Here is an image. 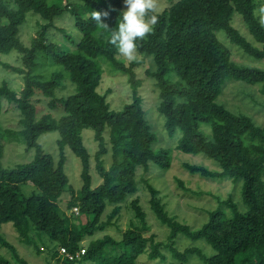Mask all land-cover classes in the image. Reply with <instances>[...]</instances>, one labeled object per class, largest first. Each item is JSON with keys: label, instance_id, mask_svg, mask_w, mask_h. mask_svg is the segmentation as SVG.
Here are the masks:
<instances>
[{"label": "trees", "instance_id": "16d2710c", "mask_svg": "<svg viewBox=\"0 0 264 264\" xmlns=\"http://www.w3.org/2000/svg\"><path fill=\"white\" fill-rule=\"evenodd\" d=\"M167 1L164 10L157 7V24L138 42L137 59L129 62L110 43V33L90 15L108 12L103 22L114 28L125 10L123 0H0V54L16 51L19 61L0 60V65L20 75L23 82L20 91L7 80L0 83V115L3 109L20 113L15 127L0 122V226L13 222L20 240L29 245L34 232L47 233L54 243L50 251L54 264H140L144 256L155 264H264V124L219 100L231 81L259 84L264 94V24L257 11L264 0ZM30 12L43 22L38 21L36 35L26 44L22 29ZM66 16L79 33L68 31ZM40 56L61 70L46 80L36 73ZM102 61L111 77L128 79V85L119 84L132 90L134 100L121 111L108 99L111 88L104 94L98 91L104 80ZM139 69H144V75H139ZM67 77L76 91L58 96ZM145 78L152 84L149 89L158 91L151 106L165 117L164 136L173 139L181 131L178 142L173 139L174 148L155 147L157 135L145 116L150 102L146 105L139 95ZM245 93L257 101L252 91ZM38 94L49 98L53 112L39 117ZM257 103L264 105V101ZM88 129L94 131L99 146L97 175L91 172L92 155L84 142L83 132ZM52 131L59 133L58 160L39 141L41 134ZM5 142L25 144L27 150H35L34 157L5 167ZM66 147L82 161L80 188L70 183L65 171ZM172 149L205 154L217 167L184 163L192 176L243 181L247 210L239 208L233 194H226L215 198L217 207L209 209V219L198 229L170 215L148 173L155 168L168 171ZM108 152L109 167L105 165ZM140 167L144 168L138 174ZM177 181L188 189L180 177ZM27 183L40 192L21 196ZM141 183L151 193L157 222L169 230L164 240L146 235L150 226L138 196ZM65 191L71 194L63 209ZM125 209H133L139 219L131 221L127 230L117 221ZM110 227L122 230L118 238L98 236ZM0 242L18 262L28 264L1 234ZM0 263L10 264L5 259Z\"/></svg>", "mask_w": 264, "mask_h": 264}, {"label": "rangeland", "instance_id": "374dc122", "mask_svg": "<svg viewBox=\"0 0 264 264\" xmlns=\"http://www.w3.org/2000/svg\"><path fill=\"white\" fill-rule=\"evenodd\" d=\"M156 4L158 7V11H162L168 6L169 2L167 0H156ZM67 14L69 13H65V15ZM38 21L43 22L40 15H36L33 12H30L28 14L26 22L27 24L22 29V39L26 44H29L31 38L36 35V32L39 29ZM67 23V27L70 28V30H68L69 32H72L73 34L74 31L76 33H79L74 27L73 20L71 18L67 17ZM59 24L64 25V23L62 22H59ZM17 57L18 56L16 51H12L9 54H0V60L8 62L10 64H19ZM245 60L248 61L247 59ZM38 61L40 64L36 69V73L43 75L46 80L51 78L52 74L55 71L61 70V67L55 65L51 60L44 58V56H40ZM101 63L102 69L104 70V80L98 91L104 94L109 88H111L112 92L109 94L108 99L109 101L111 100L110 102L115 110L121 111L126 104L134 100L132 90H127L119 84L120 81L126 83L128 79L123 76H115V78L113 76L111 77L110 69L108 68V66L105 65L103 61ZM138 73L140 76L144 75V69H139ZM3 80L9 81L11 87L17 91H20V89L23 87V82L20 75L11 73L8 70L2 68L0 65V83ZM128 84L129 83H126V85ZM151 85L152 84L150 83V80L145 78L143 80L142 87L140 88L139 95L142 98V102H146V105L150 102L145 109V116L149 120L153 131L157 135L155 147L158 148L160 146H166L174 148V146L172 145L174 144L173 139L175 143H177L179 137L181 136V131H178L173 139L166 138L167 136H164V132L161 130V128L163 121L165 122V117L161 116L159 112L155 110V107L151 106L155 105V98H158V91L149 89ZM225 86L226 87H224V91L219 97L220 102H223L225 104L227 103V105L231 108L240 109L243 112H247V114L251 115L259 123L264 124V105L260 106L259 103H257V101H264V94L262 93L261 85L257 84L254 86H250L248 84H241L240 82L231 81ZM60 88L61 90H58L57 95L64 96L74 93L77 86L72 84L68 78V81L64 83V85ZM247 91L250 93L252 91L257 101L251 100L250 96H247L245 93ZM37 99V104L40 107L39 117H41L48 111L53 112V109H51L48 105L49 98H46L43 94H38ZM2 112L3 113L0 115L1 124L4 127H15V125L19 121V111L15 109L5 111L3 109ZM83 136L84 142L88 146L89 151L92 155L91 172L93 175H97L95 153L99 149V146L98 143L94 140V131L89 129L85 130L83 132ZM106 136L108 149L112 150V144L110 143V138L107 132ZM58 138L59 133L57 131L43 133L39 138V141L43 145L44 150L48 153L53 154L56 160H58L60 156L57 144ZM172 153V167L168 171L164 172V170H162V172L159 168H155L154 171L148 173V175L151 176V183L161 190V197H164V202L167 203L166 209L169 211L170 215H178L179 221L189 224L193 229H198L209 219V209L217 207L216 199H218L219 196L225 197L228 194L234 195V200L239 204V208L242 211L247 210V207L242 201L243 181H237L233 178L223 179L221 177H218L213 181H208L198 174L192 176L190 175V171L184 167V163L188 162L191 164L200 165L205 164L206 166L211 165L214 168L217 167L213 163H211V161L213 160L206 157L205 154L194 155L182 151H174V149H172ZM34 154L35 150H27L26 145L23 143L5 142V155L3 164L5 167H11L18 163H25L30 161L34 157ZM65 155V171L69 177L70 183L75 188H80L82 185L80 176L82 171V161L73 153V151L69 147H66ZM111 161L112 157L110 156V152H108L105 155V165L109 167ZM142 168L144 167L138 168V174L139 171L142 172ZM178 177H180L185 182V186L188 189L183 188L179 184V182L177 181ZM224 182H228L227 184L225 183L227 186L224 184ZM98 184L99 181L94 183V186H97ZM39 192L40 191L37 189V187L32 183L23 184L21 188V196H30ZM70 194V191H65L62 195L63 201L60 202V206L63 209H65L66 207L65 201L68 200ZM138 196L140 197L141 204L142 206H144V210L147 213V223L150 226V230L146 233V235L150 236L152 234H155L156 240H164L166 238V232L168 234L169 230L166 226H162L157 222L158 220L155 217L153 210L151 209V193L149 192L146 184H140ZM117 221L121 229L127 230L131 221H135L138 223L139 219H137V217L135 216V211L133 209H125L122 211V215ZM121 229L118 230L115 229V227H110L106 231L98 233V236H102L104 234H112L113 236L118 238L119 234H121ZM0 234L15 246L19 253V256L22 257L28 264H54L55 260H51L50 258V251L54 247V243L51 241L47 233L43 232L37 234L36 232H34V234L36 235L33 236V244L29 245L26 242L20 240L19 233L14 223L7 222L0 226ZM39 249H41V251H39ZM211 252L213 253L214 250L211 249ZM0 259H5L10 262V264H21L14 257L13 251L8 247L3 246L1 242ZM140 264L155 263L151 261L149 257L144 256ZM197 264L202 263L198 261Z\"/></svg>", "mask_w": 264, "mask_h": 264}, {"label": "clouds", "instance_id": "9594fccd", "mask_svg": "<svg viewBox=\"0 0 264 264\" xmlns=\"http://www.w3.org/2000/svg\"><path fill=\"white\" fill-rule=\"evenodd\" d=\"M125 10L120 13L117 25L109 29L103 22L108 12L92 11L91 19L110 33V43L120 56L129 62L138 55V42L153 31L158 22L156 0H123ZM259 20L264 24V5L258 8Z\"/></svg>", "mask_w": 264, "mask_h": 264}, {"label": "built area", "instance_id": "2783aa9c", "mask_svg": "<svg viewBox=\"0 0 264 264\" xmlns=\"http://www.w3.org/2000/svg\"><path fill=\"white\" fill-rule=\"evenodd\" d=\"M60 250H61V253H64V254H66V255H69V254L67 253V250H66L65 248H61ZM81 253H82V254H85V248L81 249ZM70 257H71V256H70ZM71 258H72V257H71Z\"/></svg>", "mask_w": 264, "mask_h": 264}]
</instances>
